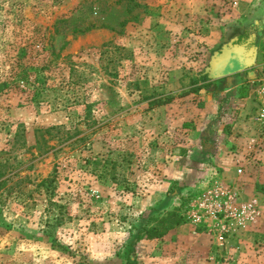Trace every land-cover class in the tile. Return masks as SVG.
Returning <instances> with one entry per match:
<instances>
[{"label":"rangeland","instance_id":"374dc122","mask_svg":"<svg viewBox=\"0 0 264 264\" xmlns=\"http://www.w3.org/2000/svg\"><path fill=\"white\" fill-rule=\"evenodd\" d=\"M249 40L262 57L264 0H0V264H264V181L223 182L257 200L245 230L195 227L213 183L180 170L169 115Z\"/></svg>","mask_w":264,"mask_h":264},{"label":"crops","instance_id":"0c3cea01","mask_svg":"<svg viewBox=\"0 0 264 264\" xmlns=\"http://www.w3.org/2000/svg\"><path fill=\"white\" fill-rule=\"evenodd\" d=\"M236 46H246L247 50L255 48V68L231 73L219 70L221 75H213L209 87L184 100L188 104L183 108L182 117L175 109L169 115L175 124L185 118L179 134L184 140L178 164L180 170L194 181L240 182L244 184L243 189L240 186L243 197L253 194L255 184L264 181V151L248 146L252 135L249 116L256 101L254 91L244 84L257 77L256 67L262 52L259 54L261 48L257 50L255 46ZM239 170H243V174L240 175Z\"/></svg>","mask_w":264,"mask_h":264},{"label":"built area","instance_id":"2783aa9c","mask_svg":"<svg viewBox=\"0 0 264 264\" xmlns=\"http://www.w3.org/2000/svg\"><path fill=\"white\" fill-rule=\"evenodd\" d=\"M257 77L252 80L256 85L252 90L255 106L249 116L252 135L248 146L255 151H264V52L256 67ZM243 174V170H239ZM242 192L237 187L216 180L194 203L190 211V219L195 227H204L208 234L219 241L241 232L258 216L257 200L241 202Z\"/></svg>","mask_w":264,"mask_h":264},{"label":"water","instance_id":"95a60500","mask_svg":"<svg viewBox=\"0 0 264 264\" xmlns=\"http://www.w3.org/2000/svg\"><path fill=\"white\" fill-rule=\"evenodd\" d=\"M247 54V57L244 58V54ZM240 54H243L242 56ZM244 58V59H243ZM256 55L255 48L246 49V46H233L229 50L222 54V56L213 61L212 64V74L214 76H220L219 70H228V73L231 72H242L254 67ZM237 60V64L232 65L233 61Z\"/></svg>","mask_w":264,"mask_h":264},{"label":"trees","instance_id":"16d2710c","mask_svg":"<svg viewBox=\"0 0 264 264\" xmlns=\"http://www.w3.org/2000/svg\"><path fill=\"white\" fill-rule=\"evenodd\" d=\"M10 88L9 84L3 83L0 85V92L6 91V89ZM205 88L204 86H200L196 88L194 91H200ZM167 102H158V105H164ZM48 180H43L42 184L47 183ZM182 224V219L176 214V212H170L164 218L160 219L159 226H153L152 228H145L140 234V239L146 238L148 240L159 239L164 237L170 230L174 227L180 226Z\"/></svg>","mask_w":264,"mask_h":264},{"label":"flooded vegetation","instance_id":"af4514ba","mask_svg":"<svg viewBox=\"0 0 264 264\" xmlns=\"http://www.w3.org/2000/svg\"><path fill=\"white\" fill-rule=\"evenodd\" d=\"M251 43H252V42L249 40L245 45H247L249 48H250V47L252 48L253 45H252ZM228 50H229V49H227L226 52H227ZM226 52H224L223 54H225ZM232 63H233L232 65H235V66H236V64H237L238 62H237V60H235V61H233Z\"/></svg>","mask_w":264,"mask_h":264}]
</instances>
